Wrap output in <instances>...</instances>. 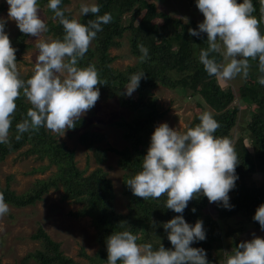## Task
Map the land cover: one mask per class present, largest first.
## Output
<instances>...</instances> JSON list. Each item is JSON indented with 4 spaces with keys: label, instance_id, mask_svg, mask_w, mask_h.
<instances>
[{
    "label": "clouds",
    "instance_id": "1",
    "mask_svg": "<svg viewBox=\"0 0 264 264\" xmlns=\"http://www.w3.org/2000/svg\"><path fill=\"white\" fill-rule=\"evenodd\" d=\"M5 2L7 19L14 20L22 33L36 37L38 51L31 74L24 78L17 67L16 49L5 31L7 20L0 17V144L11 147L12 114L21 94L30 107L15 124L16 140L41 127L58 137L64 136L94 107L100 95L94 86L105 83L94 63L82 65L81 60L102 25L111 21V14H100L95 0H79V15L94 16L81 22L75 15H66L69 10L61 7L63 0H47L63 34L41 38L48 26L38 12V0ZM195 4L203 20L188 32L196 37L206 33L207 47L198 54L205 72L217 81L237 77L246 81L253 60L257 61V83L264 86V31L260 29L264 23V0H259V19L253 15V0H195ZM137 47L141 53L138 59L144 62L149 50L142 43ZM144 74H130L123 94L131 96ZM198 121L184 130L170 127L167 122L156 124L139 170L125 182L134 196L144 200L166 196L165 207L178 213L162 222L172 247L166 248L161 241L155 246L152 242L140 243L139 237L121 222V230H114L105 238L106 264H209L206 250L192 246L206 238L203 221L189 223L183 211L191 199L201 195L218 206L234 207L229 192L238 179V156L228 137L215 135L220 125L211 111L199 112ZM8 212L9 205L0 195V217ZM253 220L264 231V203L256 208ZM222 264H264V237L252 233L250 239L241 240L230 251H224Z\"/></svg>",
    "mask_w": 264,
    "mask_h": 264
},
{
    "label": "trees",
    "instance_id": "2",
    "mask_svg": "<svg viewBox=\"0 0 264 264\" xmlns=\"http://www.w3.org/2000/svg\"><path fill=\"white\" fill-rule=\"evenodd\" d=\"M68 2L69 0H63L61 7L65 8ZM97 4L100 5V14L108 12L112 19L108 24L102 25V31L97 33L81 60L82 65L89 62L96 65L99 78L105 82L96 86L100 87L108 97H116L128 82L130 74L145 73L136 88L137 99L122 100V104L140 109L139 114L132 122H117L124 129V137L129 142V146L121 150L108 148L119 155L118 164L123 171V194L127 198V213L117 212L115 188L107 173L100 167L90 173H87L86 169L79 168L74 150L65 143L59 142L43 127L34 133L21 134L20 140L15 139V124L26 115L30 107L22 94L16 99L17 107L12 114V125L9 130L11 147L0 144V162L9 154L30 144L28 153L37 154L41 158L47 157L49 164L56 166L57 170L53 178L37 182L30 192L18 195L10 189L8 182L4 188L0 186V195L7 203L22 207L34 204L50 189L61 188L63 199L82 203V208L73 214L92 217L97 229V240L100 245L98 252L93 256L83 254L88 256L91 264H106L105 238L114 230H121V222H124L122 225L124 228L130 229L139 237L140 243L152 242L155 246L161 241L166 248L172 247L162 222H166L178 213L165 207L166 196L144 200L142 197L134 196L125 183L135 171L139 170L142 157L147 151L143 145L150 142L156 122L163 116L158 114L152 90L159 86H167L173 90L181 88L194 96L199 95L210 108L214 109V118L220 125L215 135L226 136L231 141L234 140L232 130L238 122V109L231 107L235 98L233 91L222 88L217 79L209 76L198 62L199 50L206 48L207 43L206 33H201L199 37L189 35L188 29L196 28L197 21L185 22L182 18L167 12H158L156 5L149 0H97ZM253 5L256 9L253 15L259 19V0H253ZM38 6L49 12L46 33L53 37L62 36V26L54 17L53 10L47 7V0H38ZM3 11L5 6L1 4L0 17ZM66 15L72 16L70 12H66ZM139 16L141 19L136 24L135 19ZM92 18L94 16L88 13L81 16L80 20L86 22ZM156 18L161 19L162 22H154ZM260 29L264 31V23L260 24ZM5 31L9 34L7 23ZM125 35L128 36L130 51L136 57V63L125 70H118L111 66L115 57L109 50L119 47L120 40ZM27 36L21 31L15 37L9 34L12 46L16 49L17 62L21 59L20 55L31 47L26 43ZM138 43L144 44L149 50L148 58L144 62L138 59L141 55L137 47ZM250 64L254 69V73L251 74L253 83L246 85L242 98L264 110V86L259 85L256 80L257 61L250 60ZM27 76L23 77L27 78ZM146 98L152 99V105ZM198 122L196 115L189 126ZM83 125L84 119H79L74 128ZM245 133L246 135L239 136L233 144L238 156L235 168L238 179L235 181L233 196L230 198V203L234 207L227 209L215 203L217 216H214L207 212V197L201 195L191 199L183 211L187 222L194 224L198 219L203 221L206 238L195 241L192 246L206 249L209 264H222L223 255L221 253L218 256L214 255V246L222 236L219 218L227 220L241 216L260 229L259 223L253 220V215L256 208L264 203V181L259 185L250 184L247 178L258 171L264 172V112L252 115ZM94 135L97 136L94 140L91 139L92 135L89 132L81 135L80 138L86 146L92 148L94 142L99 139L97 134ZM104 160L105 153H99L96 161L102 163ZM193 208L195 211H192ZM261 236L264 237V234ZM32 238L39 242V246L22 259L24 264H29L31 260L34 264H82L67 256L61 250L60 243L54 241L43 227L40 226ZM0 264L5 263L0 259Z\"/></svg>",
    "mask_w": 264,
    "mask_h": 264
},
{
    "label": "rangeland",
    "instance_id": "3",
    "mask_svg": "<svg viewBox=\"0 0 264 264\" xmlns=\"http://www.w3.org/2000/svg\"><path fill=\"white\" fill-rule=\"evenodd\" d=\"M95 2L97 3V0ZM149 2L156 5L158 12H167L172 16L182 18L183 21L200 22L203 20V14L197 8L195 0H149ZM1 4L5 6V11L1 17L7 20L10 36L15 37L20 30L14 20L7 19L8 5L5 0H0ZM65 8L69 10L68 12L72 16L81 18L79 0H69ZM38 12L47 22L49 12L41 8ZM140 19L141 16L135 19L136 24ZM154 22L161 23L162 20L156 18ZM49 35L51 34L42 33L41 38H46ZM35 39L34 36H27L26 43L31 47L20 55L21 59L17 62L18 70L22 76L31 74L38 51L35 47L37 42ZM128 41V36L125 35L120 40L119 47H113L109 50L110 54L115 57L111 62L113 68L125 70L128 66L136 63V57L131 53ZM250 72L246 81H242L239 77L227 82L218 81L222 88L231 89L235 95L231 107L238 109V122L232 130L234 136L232 144L239 136L246 135L245 131L252 115L264 112L261 107L256 104H249L242 98V92L246 89V85L253 83L251 74L254 73V69L252 65ZM98 88L100 95L94 107L80 117V119H84L83 126L66 130L65 135L61 137L49 130L47 131L54 135L59 142L65 143L67 147L74 150L75 160L79 168L86 169L87 173H90L100 167L107 173L116 192V210L121 214H126L128 211L127 198L123 194V171L118 164L119 155L108 148L121 150L129 146V142L124 137V129L117 122H132L139 114L140 109L122 104V100H136L138 92L135 89L131 96H127L123 94L124 89L122 88L119 96L108 97L100 87ZM152 94L154 95L153 100H156L158 114H163L156 124L167 122L170 127L184 130L189 127L199 112L205 109L214 112V109L210 108L202 97L194 96L191 92H184L181 88L173 90L167 86H159L152 90ZM146 99L152 105V99ZM86 132L92 135V140L97 137L94 134L99 137L92 148L86 146L80 138ZM148 145L149 143H145L143 147L147 148ZM30 146V144H26L0 162V186L4 188L9 182L10 189L18 195L30 192L37 182L53 178L57 170L56 166L49 164L47 157L41 158L37 154L28 153ZM103 152L105 153V160L98 163L96 157ZM263 181L264 172L260 171L247 178V182L250 184L259 185ZM62 194L61 188L59 190L50 189L34 204L20 207L8 203L9 212L0 217V259L3 263L24 264L22 259L39 246V242L34 240L32 236L41 226L54 241L60 243L61 250L67 256L82 264H91L88 256H93L100 247L93 219L90 216H75L73 213L82 208V203L63 199ZM232 196L233 191L231 189L229 197ZM215 203L208 201L207 212L217 216ZM219 223L222 236L221 240L214 246V255L218 256L221 253L223 255L221 262L224 259V251H230L241 240L250 239L252 233L258 236L264 234V231L257 229L253 223L246 221L241 216L227 220L219 218ZM83 253L88 254V256ZM29 264H34L33 260Z\"/></svg>",
    "mask_w": 264,
    "mask_h": 264
}]
</instances>
